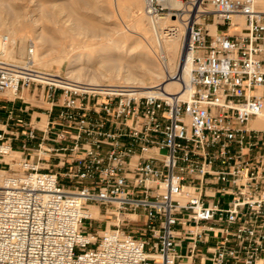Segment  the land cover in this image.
<instances>
[{
    "label": "built area",
    "instance_id": "obj_1",
    "mask_svg": "<svg viewBox=\"0 0 264 264\" xmlns=\"http://www.w3.org/2000/svg\"><path fill=\"white\" fill-rule=\"evenodd\" d=\"M145 1L153 21L185 22L179 92L41 71L32 38L12 60L0 32V92L44 88L49 104L44 128H0V169H12L0 180V264H264V130L250 127L264 109V9ZM91 206L114 226L89 228Z\"/></svg>",
    "mask_w": 264,
    "mask_h": 264
},
{
    "label": "bare ground",
    "instance_id": "obj_2",
    "mask_svg": "<svg viewBox=\"0 0 264 264\" xmlns=\"http://www.w3.org/2000/svg\"><path fill=\"white\" fill-rule=\"evenodd\" d=\"M76 1L77 0H73L72 2H76ZM160 1L170 6L182 8L184 9V11H187L189 9V6L186 5L184 2H182L181 0H160ZM196 1L197 3H199V0H196ZM109 2H110L111 11L117 8L120 10L124 9L126 10L125 12H130L133 7H138L139 9H141L143 6V0H127V2H124L122 0H110ZM258 2L261 5V7L264 9V0H258ZM36 8L34 10L32 9V11L33 12L35 10L40 11L44 9V8L42 9L41 6L38 7L37 9ZM51 9L50 7H47V9L45 8L42 12L45 14V16L43 17L51 19L50 21H53V23L55 24L57 23L54 20V14L56 13V11L53 9L51 10ZM208 9H209V6H207L206 8L204 6H200V10H203L205 12ZM102 11L104 10L101 9L100 12ZM35 14L36 13L30 14L31 18H32V15H35ZM21 15L23 14L22 13L20 14L19 12L16 15L17 19L20 18ZM31 18H30V21L35 19V17L34 19H31ZM144 20L145 19L143 15L142 16L136 15V18L134 19L132 23H130V25L125 24L126 28L122 27L121 29L116 30V35L114 37L110 36V39L108 42H101V43L99 42L95 47H93V44L87 43L86 41H80V42L77 41L78 49L76 53L75 51H73L72 54H71V47L76 42L74 41V43L72 44L70 42L71 38L69 40L66 37H64L63 40H58L60 36L58 35L59 36V37L57 36L58 38L55 37L54 32L55 33L57 32L67 33L69 32L70 29L74 30V32H79V30H83L85 28L90 31V34L96 36V35H99L100 31H102L101 28H99L98 24H96V26L95 25L92 26L94 21L91 24V26L89 25V27L86 28L87 24L83 25V23L78 19H74L73 25H69V26L64 25L63 27V26H57V24L55 25L53 24L54 26L50 27L49 32L41 33L42 32L41 31L39 32L37 37L40 38L39 40L42 41L43 44L55 43L56 45H58V49L56 52L57 54L50 59L46 58L45 53H44L45 55L44 54L40 55L39 51H37L38 44L36 43L34 38H32L35 43L34 54H33L35 64H38L43 67H48L53 62H58L61 65V62L64 59H66L69 56H72L71 59L69 60V70L66 73L68 74V76L72 78H75L78 80H87L95 84L103 83V81L105 80L108 81L109 83H116V81H119V82L137 84L138 86L141 87L140 89L141 92L152 91L158 88L157 87L158 85L161 87V90L163 91L179 92L182 89V81L177 78V74H181L182 78L188 81L190 77V72H191V60L190 58L185 57V52H182V46H183L185 36H186L185 22L183 21V18L181 17L174 19V18H171L170 16L158 22L150 20V23L154 31L153 32L154 36L151 38V36H148L144 30H141V28L144 29L143 27ZM237 20L242 22L241 17L237 18ZM28 21H29V18H28ZM6 22L3 16L0 15V32L2 31L1 29L3 27H7L4 29L12 38V45L9 47L7 54L9 57H14L15 43L17 41L16 39L17 37H19L20 40H22V42L25 40V37H26L25 31H23L25 30V28L23 29V25L19 24L20 21L18 23H15L14 27L9 26V23L7 25ZM12 22H16V21L13 19ZM5 24L6 26H4ZM171 26H174V27H171ZM209 26L211 27L213 33H215L218 30L215 24H211ZM165 28H170V29L173 28L174 31H172L171 34H168L170 32H166ZM73 39L74 38L72 37V41ZM127 39H132L137 43H141L143 46L142 48L143 50L140 52L141 58L138 59L139 60L138 63L136 65H127L125 66L126 69L123 70L124 65L123 63H121V58L123 56L121 57V54L126 53L130 55L131 57L135 56V53L132 51L133 50L132 47L126 46L125 44L122 43L123 41ZM152 40L154 41V44ZM111 42L113 43V45L112 47H109V43ZM93 48H95L94 49L95 53L90 55V53L93 51ZM24 52H25L24 47L23 45H21L20 53L23 54ZM181 54H182V57H181ZM156 58L160 60L159 61L160 67L158 69L155 67V64L157 63ZM81 61H83L87 65L98 63L99 66H101L99 69L98 75L91 74L90 70L89 72L87 71L88 72L87 74L86 70L90 69L89 67L88 69H86V67H83V66L77 67L78 63H80ZM84 69H86L85 72L83 71ZM41 71H44V70H41ZM44 72H48V71H44ZM48 73H51L54 75L60 74L59 71L57 72L49 71ZM158 79H161V80L156 82ZM8 92H11V91H8ZM250 127L264 130V109L261 115L256 117V119L251 120ZM15 155L16 153L13 151L12 153L7 154L4 159L7 161H10L11 158ZM13 165L15 167L17 166L16 164H13ZM6 174H7V171L5 169H0V180ZM89 213L91 214L92 218L100 216L99 208L96 206H91ZM108 228H109V225H108Z\"/></svg>",
    "mask_w": 264,
    "mask_h": 264
},
{
    "label": "rangeland",
    "instance_id": "obj_3",
    "mask_svg": "<svg viewBox=\"0 0 264 264\" xmlns=\"http://www.w3.org/2000/svg\"><path fill=\"white\" fill-rule=\"evenodd\" d=\"M72 1L73 0H71V1L70 0H3V1L0 0V15L3 16V18L5 19V22L7 21L6 22L7 25L9 23V26L14 27L15 23H18L20 21L19 24L23 25V29L25 28V30H23V31H25V36H26L25 40L22 42V40H20V38L17 37V39H16L17 41L15 43V55H14V57H9V56L8 57L12 60L23 59L26 52H27V46L29 43V39H31V38H34V40L38 44L37 45V51H39L40 55H43L45 53L47 59L54 57L57 54L56 52L58 49V45H56L55 43L43 44L42 41L39 40L40 38H38L37 35L41 31H42L41 33L49 32L50 27L54 26L55 24H57V26H63V27H64V25L65 26L73 25L74 19L80 20L83 23V25L87 24V27L85 26L86 28H88L89 25L91 26V24L94 21L92 26L93 25L96 26V24H98L99 28H101L102 31H100L99 35H96V36L90 34V31L88 29H85V28L83 30H79V32H74V30L70 29L69 32H67L68 34L66 32H57V33L54 32L55 37H57L58 35L60 36V37L58 36L59 38L57 37L58 40H63L64 37H66L69 40L71 38L70 42L72 44L74 43V41L76 42L72 46L74 49L71 47V54L73 51H75V53H76V51L78 49V47H77L78 42L77 41H79V42L80 41H86L87 43L93 44V47H95L99 42L100 43L101 42H108L110 39V36L114 37L116 35V30L121 29L122 27L126 28L125 24L130 25V23H132L134 21V19L136 18V15H141V16L143 15L144 16V19H145L144 24H143L144 29L141 28V30H144L148 36H151V38L154 36V33H153L154 31H153L152 25L150 23V20L152 21V19L146 10V1L145 0H143V6L141 9H139L138 7H133L130 12H125L126 10H124V9L120 10L117 8L115 10L111 11L110 10V2H109L110 0H98V1H96V0H94V1L93 0H77L76 2H72ZM122 1L127 2V0L126 1L122 0ZM203 1L204 2L202 3V5L205 8L207 6H209L208 0H203ZM71 3H73V4H71ZM184 3L186 5H189V3H186V2H184ZM37 6L38 7L41 6L42 9L43 8L47 9V7H50V9L52 8L53 10H55L56 13L54 11L55 14L54 13L53 14H54V20L57 23L54 24L53 21H50L51 19L43 17V16H45V14L42 13L44 9L40 10V11L35 10L33 12L32 9L34 10ZM260 8H262L261 5H260ZM101 9L104 11L100 12ZM180 11L182 12V10H180ZM19 12H20V14L22 13L23 15H21V17L17 19L16 15ZM32 13H36V14L32 15V18H31L30 14H32ZM206 14H207L206 19L202 18L201 21H205L206 23L212 22L213 21V15L210 13H206ZM34 17H35V19H34ZM28 18H29V21H28ZM30 18L34 19L35 21L34 20L30 21ZM13 19L16 22H12ZM4 26H6V24ZM4 28H7V27H3L1 29L2 32H6V30ZM209 28L212 32V29L210 26H209ZM220 29H225V27L220 26ZM72 34H73V36H72ZM72 37L74 38L73 41H72ZM152 42L154 44L153 40H152ZM122 43L125 44L126 46L132 47V49H133L132 51L135 53V56H132V57L126 53L121 54V57L123 56L121 58V63H123V65H124L123 70H125L126 69L125 66L136 65L138 63V61H139L138 59L141 58L140 52L143 50L142 49L143 46L141 43H137L132 39H127V40L123 41ZM21 45H23L24 50H25V52L23 54L20 53V46ZM112 45H113L112 42L109 43V47H112ZM55 47H56V49H55ZM94 49L95 48H93V51L90 53V55L95 53ZM71 57L72 56H69L66 59H64L61 62V65L58 62H53L52 63L53 65L51 64L48 67H43V66H40L38 64H36V67L38 69L48 71V72L49 71H51V72L59 71L61 74H66L69 70V60L71 59ZM156 61H157V63L155 64V67L158 69L160 67V62H159L160 60L158 58H156ZM97 65H98V67H97ZM82 66L86 67V69H88V67L90 68L88 70H86V69L83 70L84 72L86 70L87 74L90 70L91 74H97V75H98L99 69L101 67V66H99L98 63L87 65L86 63L81 61L80 63H78L77 67H82ZM49 67H51V68H49ZM159 80H161V79H158L156 82H158ZM103 82H108V81L105 80ZM116 82H119V81H116ZM31 89L25 87L22 91H20L19 95H21L22 98L16 97V95L14 93L6 91L7 94L9 95V97L11 98V100L10 99L8 100V98L0 100V105L3 102L7 101L6 107H4L3 109L0 107V128L3 127V125H2L3 120H7L9 114H11V113H14V119L9 121L10 122V127H9L10 130L13 128L19 127L20 131H24L27 128V126L25 125V122L27 123L32 119H33V121H35L36 118H38V120H39L38 122H36L37 123L36 125H38L40 128L45 127L48 117L44 113L43 107H41V106L48 107L49 104L44 99V93H43L44 88L43 89L39 88L35 94H33V90H31ZM37 93H39L38 94L39 96H36ZM14 100L20 101V104L17 106L11 105V101L13 102ZM21 108H23V109H21ZM254 119H256V118H254ZM18 122H19V124L21 122V125H17L16 123H18ZM11 126H13V128ZM4 169H6L7 174L12 172V169L9 168L8 166L5 167ZM215 187H219V186H215ZM129 216L132 218H135V215L130 214ZM95 218H97V219H92L91 222L88 221V226H90L89 228H91L92 230L102 231L103 229L108 227V225H109V227L114 226L112 224L113 216L111 217L110 214L105 215L104 211L102 213H100L99 217H95ZM124 228L127 230L135 231L136 233H139V234L141 231V226L138 222H131V224H129V226L126 225V226H124Z\"/></svg>",
    "mask_w": 264,
    "mask_h": 264
},
{
    "label": "crops",
    "instance_id": "obj_4",
    "mask_svg": "<svg viewBox=\"0 0 264 264\" xmlns=\"http://www.w3.org/2000/svg\"><path fill=\"white\" fill-rule=\"evenodd\" d=\"M8 98V100L10 99L11 100V98L9 97V95L6 93V92H0V100L2 99H7ZM3 102V101H2ZM7 101H5V102H3L1 105H0V107L3 109L4 107H6V103ZM20 104V101H17V100H14L13 102L11 101V105H19ZM23 106V105H22ZM41 107H43V111H44V113L47 115V117L49 118V113H48V111H46L45 110V108L46 107H44V106H41ZM38 119V118H37ZM39 121V120H38ZM3 124V126L4 125H6V128H7V130H10L9 129V127H10V122L9 121H7V120H3V122H2ZM251 123V122H250ZM14 126V125H13ZM13 126H11L12 128H13ZM38 126V125H37ZM184 263V262H183Z\"/></svg>",
    "mask_w": 264,
    "mask_h": 264
}]
</instances>
